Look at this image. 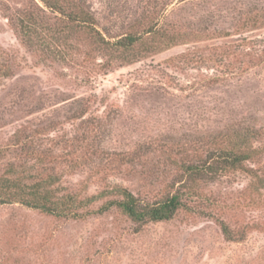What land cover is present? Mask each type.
<instances>
[{
    "label": "rangeland",
    "instance_id": "1",
    "mask_svg": "<svg viewBox=\"0 0 264 264\" xmlns=\"http://www.w3.org/2000/svg\"><path fill=\"white\" fill-rule=\"evenodd\" d=\"M82 1L107 41L144 38L101 74L92 68L107 53L87 55L86 35L60 42L68 63L31 53L10 20L41 3L0 0V174L54 172L52 188L84 205L56 217L0 204V264H264V190L242 174L200 182L197 210L170 221L139 226L99 211V194L116 186L157 195L181 153L205 157L246 133L264 146V0ZM157 22L186 43L152 48L142 31ZM86 197L97 199L86 207ZM220 220L245 238L225 239Z\"/></svg>",
    "mask_w": 264,
    "mask_h": 264
},
{
    "label": "trees",
    "instance_id": "2",
    "mask_svg": "<svg viewBox=\"0 0 264 264\" xmlns=\"http://www.w3.org/2000/svg\"><path fill=\"white\" fill-rule=\"evenodd\" d=\"M39 2L41 5H36L31 10L23 9L15 13L10 21L22 44L31 53L44 55L52 62L59 60L68 63L69 55L66 57L65 51L58 53L55 50H59L60 42L63 41L66 46V41L74 34H82L88 37L94 47L91 51H87V55L92 56L94 54L92 52L107 53L105 62L98 63L92 68L101 74L103 70L112 69V60H127L124 54L133 52L136 45L144 39L139 37V34H130L115 43L107 41L94 28L92 14L82 0H39ZM49 13L55 15L54 20ZM158 26L157 22L153 26H146L142 31L143 34L152 35L150 37L154 41L152 48L186 43V35L172 30L168 33L165 29V32H161ZM156 37H163L164 41ZM74 48L79 47L77 44L72 45L70 50L73 51ZM9 70L10 66L5 65L3 76H7ZM25 137L34 138L28 134ZM252 138V133H246L238 141H231L225 147L219 146L207 156L196 159L188 160L186 154L181 153L180 160H175L177 169L171 185H166L157 195L143 197L126 187L116 186L99 194L100 198L104 199L99 211L117 209L128 220L139 226L170 221L181 211L195 212L197 208L194 200L200 197L197 193L199 183L211 181L223 173L247 176L255 193L260 194L264 190V166L254 167L252 164L260 154L264 153V146H255L256 140L252 141ZM122 159L125 160V157ZM46 163L45 160L41 161L40 168ZM42 170L46 171L44 167ZM37 173L33 175V169L19 171L11 165L0 174V204L20 203L27 208L56 217L77 214V210L84 206L79 202L81 200L76 194L61 195L52 188L54 181L57 180L54 172H46L38 180ZM95 198L97 199V197H86L85 206L92 204ZM219 226L228 241L245 238V230L236 231L223 220L219 221ZM247 228L250 230L253 227Z\"/></svg>",
    "mask_w": 264,
    "mask_h": 264
}]
</instances>
